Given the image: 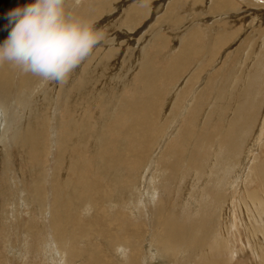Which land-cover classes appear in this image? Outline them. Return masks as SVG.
<instances>
[{"label":"bare ground","instance_id":"obj_1","mask_svg":"<svg viewBox=\"0 0 264 264\" xmlns=\"http://www.w3.org/2000/svg\"><path fill=\"white\" fill-rule=\"evenodd\" d=\"M30 2H32V0H0V42L7 37L10 29L6 27L7 19L5 13L12 8L23 6ZM65 9L67 13L83 20H85V18L88 19L94 11H97L99 14L101 13L100 20L90 23L94 29L103 33L104 36L102 51H100L101 54L98 56L99 64H102L104 69L106 67L108 68V66H110V61L119 50H123V52L127 51V54L130 53L132 58H134L136 63V65L134 64L135 68L139 71V75L137 76L139 87L135 91H152L147 100L142 103L132 102L126 105L124 110L126 116L128 115L127 113H130L131 108L134 113H131V115L133 114L139 119L142 118L143 121L149 123L146 126L144 125L145 128L142 129L143 126L141 124L142 127L138 130L135 129L134 131L131 130V128H126L127 130L125 129V131H123L119 127L110 130L111 128L109 129L101 126L97 134L95 133L94 146L97 147L96 149L98 152H100V149L104 147L105 144H109L107 141H109L113 135L117 137L122 135L127 144L130 143L135 145L136 148L134 152L121 150L120 156L114 155L109 157V160H111L110 164L112 165L120 166L121 164L127 163V170L130 172V177H127V181L124 180V182L122 180L124 183H121V181L117 182L119 183L117 187L122 188V193L120 192L122 201L118 198L109 200L110 205H112L111 207H113V211H110L115 214V216H112L113 218L115 217V221L111 223H113V226L117 229L123 230V223L129 220V216L126 213L118 215L115 208L122 206V208L127 209L134 220H136V218L137 220L139 218L145 219V216L149 218L150 210L146 206V202L149 201L148 198L153 200L158 194H166L168 192L169 194H173L174 190L176 191V189L173 190V188H170L172 187L171 183L168 182L164 176V172L161 170L158 171V169L151 177L150 184L152 187L146 188L147 191L145 193L143 192L145 188L141 190L142 187L134 183L136 180L140 182L141 177L144 178L145 173H147L144 169L148 168L147 164L149 162L154 161L153 158L149 161L151 155H149V145L152 140L150 139L151 131L149 132V130L151 129H149V125L157 120L156 115L163 99V95L161 96L156 90L158 79H162L165 85H172L171 92H173V99L166 103L167 109H169L171 105H174V97L182 92H187L184 90L189 89L190 82L194 81L198 76L200 79L201 77L203 78L202 81H200L203 87H201L198 92L196 91L192 100L189 101L188 110L194 106V108L201 106L204 93L212 92L217 96V91L215 89L220 88L222 89V93H225L224 117L231 118L229 121L230 123L228 122L225 124V133H227L228 130H232V126H234L232 122L235 121V117L241 118V116L244 115H251V110H254L255 114L260 112L259 116H263L261 129H264V0H65ZM183 16L185 19H183ZM186 19H190L188 20L191 22L189 26L186 25L188 23ZM180 21L183 23L182 26L180 25L181 27L179 26L180 28L178 30L180 31H177V33L170 32L172 28H176L175 24ZM144 22L146 23L143 28H146V31L141 34L139 32L142 31L141 26ZM119 26L122 30L117 32L116 27ZM109 33L114 34L113 37L108 39V37H110ZM167 35L175 36L177 39L174 44L168 48V51H159V60L160 62L163 61V63L173 62L174 65L172 67L169 66L167 72H160L158 75L153 76L151 72V75H149L146 70L150 69V64H152L153 60L147 56L146 52L148 48L151 46L153 47L158 41L162 40L166 42ZM131 45H134V47ZM224 52L225 55L221 58ZM196 54L202 55L200 64L196 66L194 64V70L191 73L187 72L184 74L185 66L190 63L193 64L197 56ZM83 61L64 81L57 82L59 94H52V91H54L53 87L55 86L53 85L50 89L51 92L49 91L48 93L49 96H43L47 93V90H44L45 92H41V90L43 91V87L47 88L52 85L53 81H42L39 77L30 73H24L9 64H1V161H7L8 155L10 152L12 154V150L15 149L17 151H22L21 154L24 155L22 161L31 163L37 159L38 162H33V166H38L40 159L37 158L35 153H40L42 150L48 148V138L45 135L42 136L39 134L43 125L46 128L49 126L54 130L55 136L53 137V142L55 145L67 141V137L65 135L61 136L60 134V122L63 123V121H61L63 117L59 112L62 109L65 94L67 93L64 83L68 81L73 83L76 80L75 77L77 74L83 75V72H86L83 69ZM206 62L213 64L211 68L215 67L214 71H217V78H210L211 70L205 74L197 72V70L201 68V64L205 65ZM215 62L216 64H214ZM223 69H225V77H223V74L220 72ZM155 76L157 78H155ZM81 82L82 80H78V83ZM211 82H214V85H212ZM126 84L127 85L124 87L126 90H130L131 85L135 87L132 83L131 85L129 83ZM124 89H122V91H125ZM132 90L134 91V88H132ZM53 97L56 99L54 104L53 100H50L53 99ZM214 98L215 100L212 102L213 105L219 97L217 99L216 97ZM52 105L54 112L51 116L47 111ZM214 106L216 111L215 114L220 113L217 111V109L220 110L218 107L219 105ZM227 113L229 115H227ZM50 120L51 125L48 124ZM130 120L129 117V121ZM113 144L116 146L115 142ZM125 146L126 144L124 147ZM151 153L153 155V153H155L154 150ZM30 159L33 160L30 161ZM143 164L145 165L143 166ZM250 166L249 161L245 159L242 166L239 167L238 172L235 174L236 177L234 179H229L228 177L227 180H223L219 178L214 187H212L214 189L216 186V188L219 187L218 189H221L225 188L227 184L228 186H233L234 181H239V183H236L234 192L237 196L236 192L239 191L240 196H235L237 200L234 202L235 197L232 195L230 199L231 203H229L227 209H225V202L221 199L222 197H216V201H211L203 184H198L194 179L184 185L182 189L180 188L181 193L180 190H178L177 201L180 209L177 210V215H175L176 211H164V209L161 208L158 212L156 208H154L156 214L154 216L155 222L153 224L148 246L149 255L155 258V260L160 259L164 262L162 264H167L169 262L168 259L171 258L174 260V264H199L196 261L198 258L201 259V261H205V263L202 262L203 264H233L234 261H236L233 256H237L239 252H243L241 249L245 248L252 253L254 257L252 260L255 264H264V194L258 197L256 192L249 193L247 191L248 189L246 190L245 183L247 180L245 173L249 171ZM262 166H260V168H262ZM103 167L102 165V168ZM110 168L112 167L110 166ZM113 170L118 173L121 169L116 168ZM256 171H258V169ZM132 175L136 178H134V181ZM85 179L84 176H81L77 183H71L69 180L62 185L68 191L67 199L69 203L67 200V204H64L65 202L62 199L63 195L60 191L61 185L58 182L53 184L56 182L55 180H50L51 186L48 192H45L43 184L44 180L45 182L48 180L46 173L36 176L35 179H33L34 182L29 185L30 187L24 186L23 188L21 186L24 196H20L21 198L19 197L20 199L17 201L18 205L20 204L21 208L22 206L28 207L30 219H32L33 214H37V217L35 223H25L23 225V231H21L24 234L22 236L23 240H20L21 235L18 232L17 243L19 244V242L22 241V249L26 248L27 253L29 247H34L33 251L35 254L32 256L29 255L33 257V260L35 258L42 259L45 261L44 264H74L73 261L80 258L85 252L74 249L73 247L72 249H70V247L68 248L67 241L68 238L70 239L71 232L74 230L82 231L87 229L89 231L94 224L90 225V223H84L79 217L69 215L70 202H74L76 206L84 211L92 208L95 217H97L96 219H102L103 221L105 219L108 220V218L110 219L106 213L107 211H105V209H103V211L99 207L100 200L104 198V196L99 198L100 195H96L94 192L88 196H82L80 193L84 185L86 187L89 185L87 181L88 178ZM117 180H119V178ZM50 188L52 189V193L50 192ZM168 188H170V191ZM165 189L168 190V192L165 191ZM158 201L161 204L160 199H158ZM202 201H208L209 203L207 205L210 204V207L211 205L215 207V204L220 205L221 210L220 219L222 223L220 222V228L215 224L219 230L217 229L218 231L216 230L217 232L214 235L216 239L212 237V240L210 238L212 241L209 245H203L205 244L203 237L196 238V236L199 235L195 232L196 227L193 226L194 224L187 225L186 223L189 217L191 218L193 215L200 216L202 212ZM234 206L236 209H234ZM1 213L3 212L1 211ZM116 214L118 217H116ZM201 214L203 215V213ZM213 216L215 215L213 214ZM237 216L238 219L236 218ZM177 218L181 220V224L176 222ZM4 219L7 220L6 218ZM38 220L41 222H38ZM143 223L147 225V222L144 220ZM6 226L8 228L7 231H10V226ZM13 226L12 229L14 230L19 227V224L16 223V225ZM94 227L97 228L98 226L96 225ZM240 228L244 231L243 236H239V234H241L239 231ZM2 230L3 228L1 229L0 226V231ZM130 231V237H139L142 233L139 223L132 224ZM15 234L16 231H14V235ZM115 236L110 246L118 250V255L124 259L122 263L119 264H145L147 261V253L143 254V249L142 246L139 245V240L135 241V245L137 246H134L130 244L131 241L125 234ZM220 237L224 238L227 244L223 243V240H219ZM238 238L241 240V248L236 246ZM244 238L246 239V244L244 243ZM15 245L17 244L13 243L11 247L10 245L7 246L8 251L12 254L13 261L18 255L20 256L22 252L20 251V246ZM23 255L22 253V256ZM182 255L183 257H181ZM32 261H28L29 263L25 262L24 264H33L34 262ZM4 262L6 263V261ZM111 263H113V261L108 259L101 249L94 248L90 252V257L82 264Z\"/></svg>","mask_w":264,"mask_h":264},{"label":"rangeland","instance_id":"obj_2","mask_svg":"<svg viewBox=\"0 0 264 264\" xmlns=\"http://www.w3.org/2000/svg\"><path fill=\"white\" fill-rule=\"evenodd\" d=\"M100 15L101 13L99 14L97 13V11H94V13L91 14L88 19L85 18V21L89 23L96 22L100 20ZM183 19H185V17ZM186 20L188 21L190 19ZM145 23L146 22L142 23V31L139 32L141 34L146 31V28H143V26H145ZM190 23L191 22L188 21L186 25L189 26ZM182 24V21H180L179 23L177 22V24H175L176 28H172L170 32L177 33V31H180L178 29L182 26ZM116 28L117 32L122 30L120 26ZM113 34L109 33L110 37H108V39L113 37ZM166 38V42L160 40L158 41L160 43H155L153 47L151 46L150 48H148V51L146 52L147 56L151 60H153L152 64H150V69L146 70L149 75L152 74L153 76L158 75L160 72H167L169 66L172 67L174 65L173 62L163 63V61L160 62L159 60V51H168V48L172 46L177 39V37L172 35H167ZM103 40L98 42V44L93 48L91 54L85 59V61H83V69L86 72H83V75L77 74L75 77V82L72 83L68 81L67 83H64L67 93L65 94L63 104L61 103L62 109L59 112L63 117V119L61 120L63 121V123L60 122V134L61 136L65 135L67 137V141L62 144L60 143L58 145H55V143L53 142V137L55 136L54 130L49 126L46 128L43 125L42 130L39 131V134H41L42 136L45 135L48 138V148L46 150H42L40 153H35L37 155V158L40 159V163L38 166H33V162H38L37 159H35L31 163L22 161V158L24 157V155L21 154L22 151H17L15 149L12 150V154L10 152L7 157V161L0 160V213L1 211L3 212L0 214V223L3 224H0L1 229L3 228V230L0 231V264H24L25 262L33 260V257L31 256L35 254L33 251L34 247H29V251L27 253L26 248L22 249V241H20L19 244L17 243V235L19 232L21 235L20 240H23L22 236L24 234L21 232L23 231V225L25 223H35L37 214H33L32 219H30V216L28 214V207L22 206L21 208L20 204L18 205L17 201H19V199L24 196L22 187H30L29 185L34 182L33 179H35L36 176H40L45 173L48 176V180L46 182L44 180L43 184L45 192H48L49 187L51 186L50 180H55L56 182H54L53 184L58 182L61 185L60 191L63 195L62 199L65 202L64 204H67L68 191L62 185H64V183L68 182L69 180L71 181V183H77L81 176H84L86 179L88 178L87 181L89 183L88 187L84 185V187H82V189L80 190L82 196H88L93 192L96 193V195H100L99 198L104 196V198L100 200L99 207L102 210L105 209V211H107L106 213L110 217V219L108 218V220L105 219L104 221L102 219H96L97 217H95L92 208L84 211L80 209V207L76 206L74 202H70L69 204V215L79 217V219H81L84 223H90V225L94 224L92 229H90L89 231L86 229L82 231L74 230L73 232H71L70 239L68 238L67 241L68 248L70 247V249H72L73 247L74 249L82 250V252L85 251L80 258H77L73 261L74 264L84 263L86 259L90 257V252L94 248L101 249L104 252V255H106L108 259L113 261V263L111 264L122 263L124 259L118 255V250H115L110 246V243H112V241L114 240L113 237H116L115 235L120 236L124 234L129 237L131 245L137 246L135 245V241L139 240V245L142 246L143 254L147 253V261L145 262V264L164 263L160 259L155 260V258H152L149 255L148 250L150 237L153 230V224L155 222L154 216L156 214V211L159 212L162 208L164 209V211H176L175 215H177V210L180 209L179 203L177 201V193H179L178 190H180V188L182 189L184 185L188 184L193 179L196 180L198 184H203L211 201L215 200L216 197H222L221 199L225 202V209H227L229 203H231V196H236L234 188L236 187V183H239V181H232L234 184L233 186H228L227 184L225 188L221 189H218L219 187L216 188V186L214 189L212 187H214L219 178L223 180H227L228 177L229 179H234L236 177L235 174L238 172L239 167L242 166V163L245 159L249 161V166H252H250L249 168L250 173L249 171H246L245 173L247 180L245 183L246 190L248 189L247 191L249 193L256 192V195L258 197H261V195L264 194V129H261V121L263 120V116H259L260 112L255 114L254 110H251V115L241 116L242 119L240 117H235L236 119L234 118V122L236 124L232 122V124L234 125L232 126V130H228V132L225 133V124H227L231 120V118L224 117L225 93H222V89H215L217 91V96L212 92L204 93L202 104L200 107H198L200 109L194 108V106L193 108L189 109V112L187 108L189 106V101L192 100L195 92H198L199 89L203 87V84L200 83L203 78L201 77L200 79L197 76L194 81L190 82L189 89L184 90L187 92H182L174 97V105H171V107L167 109L166 103L173 99V92H171L172 85H165L162 79H158V82L156 83V90L160 93L161 96L163 95V99L159 107V111L156 115L157 120H155L153 124L151 123L149 125V129H151L149 130V132L151 131L150 139H152L149 145V155L151 154L149 161L152 158L154 159V161L149 162L147 164L148 168L144 169V171L147 173H145V175L143 174L144 178H140L141 183L137 182V180L134 183L142 187L141 190L145 188L143 190V192L145 193L148 188L152 187L150 184L151 177L158 169V171L161 170L164 172V176L166 177L168 182L171 183L172 187L170 188H173V190L176 189V191L174 190L173 194H169L168 190L165 189V191H167L168 193L158 194L154 197L153 200L151 198H148L149 201L146 202V206L150 210L149 218L145 216V219L139 218L137 220L136 218V220H134L127 209L122 208V206H120L119 208H115L118 215H120L121 213L128 214L129 220L123 223V230L114 227L113 223L111 222L115 221V217H112L115 216V214L111 212L113 211V207H111L112 205H110L109 200L118 198L120 201H122V198L120 197L122 188L117 187V184H119L117 182L121 181V183H124L125 181H127V177H130V172L127 170V163L121 164V167L117 165L115 166L110 164L111 160H109V157L114 155L120 156L122 152L121 150L134 152L136 148L135 145H132L130 143L127 144V142L124 141V137L122 135L119 137L113 135L111 136L110 140L107 141L109 142V144H105V146L100 149V152H98L96 149L97 147L94 146L95 136L101 126L109 129L111 128L110 130L119 127L123 131H125L126 128H131V130L134 131L135 129L138 130L142 126V129L145 128L144 125L146 126L149 123L143 121L142 118H140V120L137 116L133 115L134 113L132 112L131 108L130 113H127L128 115L126 116L124 110L125 106L131 104L132 102L142 103L147 100L152 91H135L139 87V83L137 81L139 71L135 68L136 63L134 58H132V55L130 53L127 54V51L123 52V50H119L110 61V66H108V68L106 67L107 69H104V66H102V64H99L100 62L98 61V56H100V51H102ZM131 46L134 47V45ZM224 55L225 52L222 54L221 58H223ZM200 59H202V55H197L194 59L193 64L190 63L186 65L187 67L185 66L184 74H186L187 72L191 73L194 70V64L195 66L200 64ZM6 64L7 63L3 65ZM214 64H216V62ZM212 65L213 64L207 62L205 63V65L201 64V68H199L197 72H199L200 74H205L206 72L211 70L210 78H217V71H214L215 67L211 68ZM0 67H2V65ZM220 72L223 74V77H225V69L221 70ZM155 78L157 77L155 76ZM78 80H82V82L78 83ZM53 83L47 88L43 87V91L40 89L41 92H45L47 90V93H45L43 96H49L48 93L49 91L51 92L50 89L53 85H55L56 87H53L54 91H52V94H59L58 83L56 81H53ZM126 83H129L130 85L132 83L135 87L131 85L130 90H126L124 89L125 85H127ZM211 84L214 85V82H211ZM132 88H134V91L132 90ZM122 89H124L125 91H122ZM214 97H216V99L219 97V99L214 102V105H219L218 107L220 108V110L217 109V111L220 113L216 114L215 106L212 103L213 100H215ZM50 100H53V104L54 102H56L55 97ZM47 112L52 116V113L54 112L53 105L48 108ZM131 113L133 114L131 115ZM227 115L229 114L227 113ZM129 117L131 119L130 121ZM50 123L51 120L50 122H48V124ZM114 142L116 143V146H114ZM125 144L126 146L124 147ZM153 150L155 153H153L152 155L151 152ZM103 155L106 156L104 157ZM33 159H30V161H32ZM102 165L104 166L103 168ZM144 165L145 164H143V166ZM110 166L113 169L118 168L121 170L120 172L116 173L112 168H110ZM260 166H262V168H260ZM256 168L258 169V171H256ZM118 178L119 180H117ZM134 178L135 177L132 175L133 181ZM122 180L125 181L122 182ZM240 185L242 186L241 183ZM170 188H168L169 191ZM51 191L52 189L50 188V192ZM236 193V197L240 196L239 191H237ZM14 194H16L17 196ZM236 197L234 198V202H236L237 200ZM158 199H160L161 204L159 203ZM208 203V201H202L201 213H203V215L201 213L200 216L193 215L191 218L189 217V220H187L186 222L187 225L194 224L193 226L196 227L195 232L197 235H199L196 236V238L203 237V241L205 242V244L203 245H209V243L211 244V241L213 239H216L214 238V235L219 230L222 223V220L220 219V205L215 204V207L213 205H211L210 207V204L207 205ZM154 208H156V211ZM234 209H236L235 206ZM117 214L116 217H118ZM213 214L215 216H213ZM11 215H13L14 217ZM4 218H6L7 220H5ZM236 218L238 219V216ZM143 220L147 222V225L143 223ZM38 222L41 221L38 220ZM176 222L178 224L182 223L179 218H177ZM16 223L19 224V227L13 230V225H16ZM138 223L140 228L142 229L141 235L139 237H130L131 225ZM215 224L219 228H217ZM6 225H11L10 231H7L8 228ZM96 225L98 226L97 228L94 227ZM14 231H16L15 235ZM239 231L241 232L239 236H243V229L240 228ZM219 240H223V243L227 244L224 238L220 237ZM240 242L241 240L238 238V241L236 242V246L238 248L242 247ZM13 243L19 245L21 249L19 250L22 251L20 253L21 257L19 255H16L17 257L14 261L12 258V254L8 251L7 248L8 245H10L11 247ZM244 243L246 244L245 238ZM241 250L243 252H239L237 256H233L234 260H236L233 264H255V262L252 260L254 259L252 253L245 248H242ZM22 253L24 254L23 256ZM4 257H6L7 259ZM181 257H183V255ZM198 260L196 261L199 264L205 263L204 260L201 261V259L199 258ZM4 261H6V263ZM168 261V263L166 262L167 264L175 263L172 258L168 259ZM32 262H34L33 264L45 263V261L39 258H35Z\"/></svg>","mask_w":264,"mask_h":264},{"label":"clouds","instance_id":"obj_3","mask_svg":"<svg viewBox=\"0 0 264 264\" xmlns=\"http://www.w3.org/2000/svg\"><path fill=\"white\" fill-rule=\"evenodd\" d=\"M7 37L0 64L42 81H64L104 39L103 33L65 10V0H32L5 13Z\"/></svg>","mask_w":264,"mask_h":264}]
</instances>
